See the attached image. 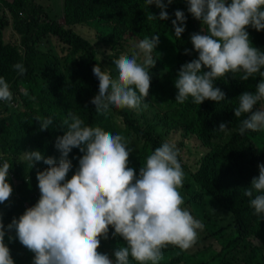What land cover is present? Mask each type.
<instances>
[{
    "label": "clouds",
    "instance_id": "1",
    "mask_svg": "<svg viewBox=\"0 0 264 264\" xmlns=\"http://www.w3.org/2000/svg\"><path fill=\"white\" fill-rule=\"evenodd\" d=\"M145 3L148 7L155 4L160 9L159 20L169 19L166 8L172 0L167 3L145 0ZM188 12L201 21L207 31L202 27L203 34H191L198 58L181 65L175 80L178 89L175 101L184 104L191 97L192 103L197 105L205 100L218 103L225 100V93L215 86V81L228 73L238 75L241 81L259 74L261 80L256 84L255 93L244 91L239 95L238 107L233 111L236 118L245 117L238 128L240 135L248 130L264 131V108L254 111V106L264 101V51L252 45L247 31L248 27L264 30V0H188ZM174 15L172 25L179 39L187 18L180 10ZM148 19H157V16L150 13ZM158 43V34L138 43L139 53L144 57L142 62L137 52L131 56L120 54L113 61L118 73L115 77L110 70H102L100 64L93 66L99 91L90 102L98 114L106 115L112 107L137 112L147 109L150 68L155 66L152 53ZM185 54H190L189 50L186 49ZM13 68L20 76L27 72L23 63L14 64ZM24 95H28L26 90ZM12 100L10 84L0 77V101L10 104ZM19 105L12 103L15 108ZM35 120L39 122L40 131L53 124L52 117L37 116ZM63 126L64 134L53 142V151H23L18 162L14 160L18 167L20 164L33 167L34 163L38 166L39 161L49 167L37 172L41 195L34 206L29 205L18 219L14 217L7 229L0 214V264H14L11 245L16 244V239L34 253L33 264H130V257L136 264H159L163 259L162 250L168 245L193 257L200 255L197 240L205 226L196 219L193 206L185 204L181 195L186 171H183L175 142L165 140L155 148L137 176L135 169L129 167L133 149L128 137L105 131L100 126H89L71 110ZM216 130L230 131L224 122ZM74 148L83 155L78 169L71 173L75 165L68 157ZM51 156L59 157L58 164ZM11 167L9 160L0 157V204H6L13 192L8 182L13 177ZM258 168L259 175L252 178L244 196L249 198L248 207L254 217L264 222V164H259ZM68 173L74 174L71 179H67ZM29 184L32 179L26 176L22 185L28 187ZM214 202L218 213L231 215L235 224L234 214L225 204ZM110 227L114 229L113 236L119 235L126 241V246L114 251L115 260L98 251L103 242L101 238H109ZM12 230L15 233L9 235L12 243L8 247L5 235ZM258 243L264 249L259 240Z\"/></svg>",
    "mask_w": 264,
    "mask_h": 264
},
{
    "label": "trees",
    "instance_id": "2",
    "mask_svg": "<svg viewBox=\"0 0 264 264\" xmlns=\"http://www.w3.org/2000/svg\"><path fill=\"white\" fill-rule=\"evenodd\" d=\"M63 1L65 22L61 23L58 19L50 18L43 7L34 0H0L1 4L11 9L13 31L20 37L23 48V53H20L17 48L6 44L3 21L0 19V77L6 79L13 93L10 104L0 101V151L12 163L10 171L13 177L8 182L16 189V196L25 197L30 207L37 203L41 193H35L34 187L22 185L25 179L14 160L18 162L25 151L22 148L24 140L28 141L31 147L29 150H40L42 153L53 151V142L64 134L63 120L69 110L80 115L85 124L100 126L113 134L110 117L112 113L117 112L124 118L128 135H135L140 143V139L145 137L144 150H139L134 165L129 166L135 169L137 176L147 156L162 144L159 137L146 132L126 109L112 107L106 115L96 112L95 105L90 101L99 91V80L92 71L94 65L100 64L97 54L99 44L116 48L126 35L143 40L145 37L151 38L158 34L159 43L153 51L158 66L150 68L151 80L155 81L169 72L178 71L181 65L197 59L198 53L191 43V34H203L202 27L207 31L206 26H202V22L188 12V0H172L166 8L169 14L167 20H159L160 9L155 4L146 6L145 0ZM164 2L167 3V0ZM177 10L183 11L187 18L185 31L179 39L175 37L172 25ZM150 13L156 15L157 19H148ZM76 26H86L88 30H95L97 40L91 41L81 36L78 34L80 31L74 30ZM247 31L252 45L264 51V30L256 31L248 27ZM86 34L88 35V31ZM45 37L60 41L67 47L70 56L66 63L72 62L78 74L77 80L70 82L60 68L50 71L40 68L38 45ZM186 49L190 54H185ZM16 63H23L27 69L25 75L17 74L13 68ZM260 80L259 74L248 81H241L238 75L234 77L232 73H228L224 78L215 81V86L225 93V100L218 103L205 100V106L199 113V130L187 128L184 131L186 137L198 135V140L205 147L202 157L197 160V169L192 173V185L187 188L192 190L197 186L215 201L223 202L234 214L235 224L250 230L264 245V222L254 217L248 207L249 198L244 196V191L250 186L252 178L259 175L258 165L264 164V131L248 130L243 136L240 135L238 128L245 117L236 118L233 111L238 107L237 97L244 91L255 93L256 84ZM23 89L28 95H24ZM20 95L23 96L25 109L30 110L26 113L13 114L12 108L15 107L12 103L18 104ZM35 97L38 98L35 100ZM32 104L37 105V109L31 113ZM258 108H262V101L254 106V111ZM37 116L52 117L53 124L49 129L40 131L39 122L35 120ZM221 122L226 123L230 131L222 133L216 130ZM55 151L60 156L56 148ZM82 155L83 153L76 148L69 153L68 158L75 165L70 170L71 173L78 169L79 158ZM179 159L182 160L181 155ZM182 168L184 171L188 170L187 166ZM14 181L17 182V186H14ZM0 214L7 229V225L14 218L12 203L0 204ZM113 232L114 229L110 227L109 238L107 240L101 238L103 241L100 244L103 247L101 253L107 254L108 248L112 249L113 246L115 251L126 245V241L119 235L113 236ZM12 233L15 231L12 230L5 235V244L8 247L12 243L8 238ZM106 243L109 244L108 248L105 246ZM20 245L18 239L16 244L11 245V249L14 250L12 257L14 264H33L34 255L30 257L27 254V260H23ZM162 251L163 259L159 264H214L212 261L214 258L208 259L202 254L193 257L182 253L173 245H168ZM130 264H136L131 257Z\"/></svg>",
    "mask_w": 264,
    "mask_h": 264
},
{
    "label": "rangeland",
    "instance_id": "3",
    "mask_svg": "<svg viewBox=\"0 0 264 264\" xmlns=\"http://www.w3.org/2000/svg\"><path fill=\"white\" fill-rule=\"evenodd\" d=\"M34 1L43 7L44 12L47 13L50 18L52 17L53 19H58L61 23L65 22L63 0ZM0 19L3 21L2 27L5 32L6 44L17 48L20 53H23V48L20 44V37L13 31V16L11 14V9L5 7L1 3ZM74 30L80 31L78 34L84 38H88L91 41L97 40V38L95 39L96 31L88 30L86 26H76L74 27ZM86 31H88V35L86 34ZM140 41L141 40L136 37L126 35L120 45L116 48H112L107 44H99L97 54L102 70H110L114 77L117 76L118 73L113 61L117 59L120 54H128L131 56L134 52L139 53L137 45ZM38 51L40 68L49 71L60 68L63 70L70 82L78 79V74L76 73L72 62L66 63L67 58L70 56V52L66 46L60 43V41L45 37L43 42L38 45ZM152 56L155 60V66H158L153 53ZM143 58V54L139 53V60L141 62L143 61ZM73 64L76 67L74 60ZM178 71L169 72L162 78L155 81L151 80L149 95L145 100V102L148 103L147 109L139 112L127 108L125 109L135 118V120L145 129L146 132L159 137L162 142L165 140L173 141L179 148L182 166L185 167L187 165L189 168L186 172L183 170L186 175L180 192L185 199V203L193 206L196 211V219L202 221L205 226L203 231L199 233L197 240V250H199V254L206 256L208 259H212V256L217 254V256L212 260L214 264H264V249L261 248L258 240L251 234L250 231L236 226L231 215L230 217L227 214L220 215L217 207L215 206L217 204L205 191H202L197 186H195L192 190L187 188L192 185V173L196 171L197 160L202 157L205 147H203L202 142L198 140V135L186 137V132L184 130L187 128L197 131L199 130V113L200 109L205 106L206 101H204L201 105L192 103V99H188L184 104H179L175 101L178 94V89L175 87V80L177 78ZM22 92H24V90H22ZM37 98L38 97H35V100ZM19 103L20 105L18 107L14 109L12 108L14 111L13 114L15 112L26 113L30 110V108L25 109L26 107L23 103L22 95L19 96L18 104ZM35 108L37 109V105H33L31 113L36 110ZM262 108H264V101H262ZM17 118L22 119V117ZM110 121L114 134H121L130 139V147H132L133 151L129 156V166L134 165L135 157L139 150H144L145 137L140 139V143L137 141V137H135V135H128V129L125 126L124 118L117 112L111 114ZM22 148H24L25 151H29V149H31L28 141H23ZM144 153L146 154V151H144ZM0 157L7 160L9 159L7 156H4L2 152H0ZM51 157H54L58 164L59 157ZM48 167L49 166L44 164L43 161H39L38 166H36L35 163L33 167H30L28 164H20L19 169L23 173L25 179L26 176L32 179L33 186H31V184L28 186L34 187L35 193H40L38 188L37 172L43 171ZM72 175L74 174L68 173L67 179H71ZM8 176L10 175L8 174ZM13 184L14 186H17V182H14ZM15 190L16 189H13L10 199L7 202L12 203L14 217L18 219L25 212V210L29 208V201L27 202L25 197L18 198ZM108 245L109 244L106 243L105 246L107 247ZM102 248L103 247L100 245L98 251L102 252ZM19 249L22 251L21 256L24 261L27 260V254H29L30 257L34 255L31 251L28 252L26 250L27 248H25L22 244ZM108 250L109 252L107 255L109 258L115 260L114 247H112V249L108 248ZM13 253L14 250H11L12 257L14 256Z\"/></svg>",
    "mask_w": 264,
    "mask_h": 264
}]
</instances>
